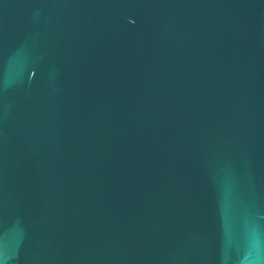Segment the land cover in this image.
I'll return each instance as SVG.
<instances>
[{"label":"water","instance_id":"water-1","mask_svg":"<svg viewBox=\"0 0 264 264\" xmlns=\"http://www.w3.org/2000/svg\"><path fill=\"white\" fill-rule=\"evenodd\" d=\"M0 264H264V0H0Z\"/></svg>","mask_w":264,"mask_h":264}]
</instances>
